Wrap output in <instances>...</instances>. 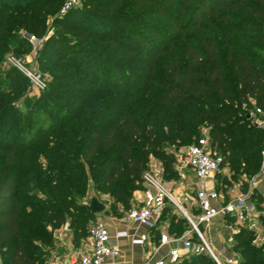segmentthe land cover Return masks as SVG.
Segmentation results:
<instances>
[{"label": "trees", "instance_id": "16d2710c", "mask_svg": "<svg viewBox=\"0 0 264 264\" xmlns=\"http://www.w3.org/2000/svg\"><path fill=\"white\" fill-rule=\"evenodd\" d=\"M66 1L0 0V65L6 53L28 54L29 36H46L37 61L51 79L43 110L26 115L17 104L29 78L0 70V102L14 96L0 104L2 264H49L54 232L67 226L81 239L97 216L80 203L90 179L128 215L152 158L164 182L177 179L178 151L203 129L224 158L216 179L264 176V129L251 117L264 113V0H81L61 15ZM134 76L147 87L132 91ZM253 199L264 210L260 191ZM171 223L183 224L173 237L191 228L183 216ZM229 248L238 264H264V241L247 225ZM178 264L218 263L201 254Z\"/></svg>", "mask_w": 264, "mask_h": 264}, {"label": "built area", "instance_id": "2783aa9c", "mask_svg": "<svg viewBox=\"0 0 264 264\" xmlns=\"http://www.w3.org/2000/svg\"><path fill=\"white\" fill-rule=\"evenodd\" d=\"M80 3L81 0H67L61 10V15L67 14ZM29 40L36 48L42 44L35 36H29ZM19 69L33 81L38 90L41 91L46 87L40 76L30 72L23 65H20ZM251 117L258 127L264 129V113L260 109L252 112ZM262 158L263 169L264 152ZM178 159L179 163L184 160L185 167L190 168L198 179L195 195L198 213L192 216L182 210L183 217L188 220L191 228L181 237H173L169 233L161 234V246L173 245V247L166 259L159 260L154 264H178L185 257L201 254H209L218 264H222L202 231L203 226H210L216 218H226L227 216L235 218L240 225H247L250 230L256 232L257 242L264 241V223L261 219L264 214L258 209V205L253 199L255 188L246 194L242 192L237 194L236 190H232L230 192L231 200L227 203L225 197L216 190V187L212 190L208 189V181L216 179L224 162L221 155L212 151L209 135H204L197 143L189 146L185 158L178 157ZM259 175L263 176V173L261 172ZM162 176L163 169L152 164L151 169L144 175L145 189L142 191V198L127 215L129 222L144 226L149 230H155L163 221L167 206L180 207L174 192L164 184ZM195 235L196 239H194ZM126 237H129V233L126 231H119L113 237L107 224L103 220L97 221L89 229L86 250L70 258L67 264H105L107 260L120 256V250L114 245V241ZM146 240L147 237L143 236L134 242L144 244ZM234 261L230 260L229 262L233 264Z\"/></svg>", "mask_w": 264, "mask_h": 264}, {"label": "rangeland", "instance_id": "374dc122", "mask_svg": "<svg viewBox=\"0 0 264 264\" xmlns=\"http://www.w3.org/2000/svg\"><path fill=\"white\" fill-rule=\"evenodd\" d=\"M81 6V4H80ZM51 27V24L50 26ZM36 37V36H35ZM37 38V37H36ZM38 39V38H37ZM46 40V36H44L43 38L39 39V41L44 42ZM22 61H21V60ZM20 65H23V67H25L26 69H28L30 72L34 73L35 75H38L41 77V79L43 80V82L46 84V87L43 90H38L33 81L29 78V81H24V83L21 84L20 87H24L25 90L22 92V99L21 101L18 102L17 105L21 106V108L24 110V112L26 113V115L31 114L33 111H40L43 110V103H42V97L44 95V91L47 88V84L48 82H50V75H46L45 78L42 77V70L40 69V65L37 61V48L35 46H33V49L26 54L25 56H16L13 53H6L5 55V59L4 62L0 65V70L4 71L7 70L8 68L14 66L19 68ZM141 69L140 66H137L136 70ZM102 71V70H101ZM26 76V75H25ZM128 82V87L134 91H140L144 86L147 87V83L143 82L142 78H137V76L132 77L131 79H127ZM14 96H12L11 98H5L4 100H2L0 102V104H6L8 102L11 101V99H13ZM30 102L31 100V105L27 106L26 102ZM30 107V109L28 108ZM29 110V111H28ZM28 111V112H27ZM208 129H203L201 136L203 137L204 135H208ZM188 147L184 148V149H180L177 153V157H182L185 158L186 152H187ZM184 160H182L181 163H178L176 165V169L178 171V175H177V179L174 180H169L168 182H164V184L173 190H178L179 188H183V196L180 199H184L185 201L189 202L191 201V199L193 198V190H194V185L196 184V180H195V175L194 173H192L190 170H187V167H185V165L183 164ZM152 164L155 165L158 168H162L161 162L152 158ZM184 175V176H183ZM230 178V172L229 170H225L224 172L221 173L220 178H217L216 181L219 182L221 184L222 187V191L221 194L226 198V195H229L230 192L232 190H236L237 194L238 192H242V193H248L250 192V190L252 188L256 189V184L257 182H259L258 180V175H255L253 178L249 179L245 176L238 178V180H228ZM228 181H231L230 183ZM24 187V186H23ZM144 189V187L140 188L139 190H137L136 192L133 193V199H132V204L133 206L137 205L139 203V195L142 193V190ZM98 196L100 198V200L102 201L103 204H105V206L107 207V211H112L111 210V202H112V198L108 195H103V194H98L93 186V182L90 179L89 180V186H88V190L86 192V195L84 197L83 200H81V204L82 205H86L89 206L91 205L92 202V198ZM230 196V195H229ZM232 197V196H231ZM235 197V195H234ZM180 201V207H174L173 211L169 210L165 213V218H164V224H163V230H169L172 226V218L174 215H176V213H178L179 215H181V217L183 216L182 213V202ZM256 204H258L256 202ZM126 210L124 209V207L121 204H118L116 209L114 211H112V214H110V216H112L115 219H125L126 216ZM109 216V217H110ZM105 217V215H97L94 216L92 218V220L90 222L86 223V228L85 230H81L79 231L78 236H81V239H75V232L78 229H74L73 232L67 231L64 228L58 229L54 232V237H55V244L57 243V245L60 246L61 249V253L62 254H68V253H73V252H79L80 249H82L84 247V244L86 243V236H87V232L88 229L93 225V223L103 220ZM77 227V226H76ZM179 227H173L172 230H176ZM183 229V224L179 229ZM81 232V233H80ZM57 239H59V241H57ZM54 244V251L56 250L55 247L56 245ZM74 254V253H73Z\"/></svg>", "mask_w": 264, "mask_h": 264}, {"label": "crops", "instance_id": "0c3cea01", "mask_svg": "<svg viewBox=\"0 0 264 264\" xmlns=\"http://www.w3.org/2000/svg\"><path fill=\"white\" fill-rule=\"evenodd\" d=\"M187 170L190 168L187 167ZM195 175L196 184L194 185L193 198L191 201L187 202L184 199L182 202V208L185 212L190 215H196L198 213V206L195 203L196 190L198 188V179ZM184 176V175H183ZM259 182L256 184V189L264 197V177L258 176ZM216 179L210 180L207 183L208 189L212 190L216 187ZM171 190L174 192V195L178 201H183L180 199L183 196V188L178 190ZM139 198H142V193L139 195ZM139 199V201H140ZM179 201V203H180ZM264 207V204H263ZM264 214V210H261ZM178 218L181 217L176 213ZM103 221L109 227L111 234L115 237L116 233L119 231H126L129 233V237L121 238L114 241V245L120 250V256L115 259H109L105 264H154L159 260L166 259L169 255L173 245L161 246L160 236L162 233H169V230H163L164 221L160 222L155 230H149L148 228L136 224H132L128 221L127 217L125 219H115L112 216H105ZM240 225L236 220L235 222H229L226 218H216L213 224L210 226H203L202 231L207 242L213 247L216 252V255L222 264H231L230 260H235L233 264H238L237 256L229 248V244L232 241V236L239 231ZM143 236L147 237V240L144 244L135 243V240L141 239ZM59 241V239H57ZM88 244V239L84 244V247L78 252L62 254L60 246L55 244V251H50L48 256L49 264H67L70 261V258L77 255L80 252L86 250ZM0 264H2V259L0 257Z\"/></svg>", "mask_w": 264, "mask_h": 264}, {"label": "water", "instance_id": "95a60500", "mask_svg": "<svg viewBox=\"0 0 264 264\" xmlns=\"http://www.w3.org/2000/svg\"><path fill=\"white\" fill-rule=\"evenodd\" d=\"M92 211L95 215H105L107 217L110 216V213L107 211L106 206L102 204L98 199L93 198L91 203ZM66 230L69 231V226L66 227Z\"/></svg>", "mask_w": 264, "mask_h": 264}]
</instances>
